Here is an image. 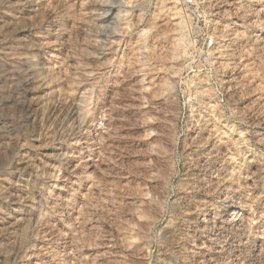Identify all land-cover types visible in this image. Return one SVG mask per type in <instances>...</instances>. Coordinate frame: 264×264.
<instances>
[{"label": "rangeland", "instance_id": "rangeland-1", "mask_svg": "<svg viewBox=\"0 0 264 264\" xmlns=\"http://www.w3.org/2000/svg\"><path fill=\"white\" fill-rule=\"evenodd\" d=\"M0 264H264V0H0Z\"/></svg>", "mask_w": 264, "mask_h": 264}]
</instances>
